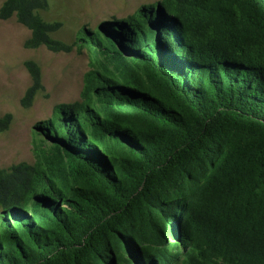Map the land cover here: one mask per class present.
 <instances>
[{
  "label": "trees",
  "instance_id": "1",
  "mask_svg": "<svg viewBox=\"0 0 264 264\" xmlns=\"http://www.w3.org/2000/svg\"><path fill=\"white\" fill-rule=\"evenodd\" d=\"M48 0L0 19L53 37ZM82 27L80 99L0 167V264H264V0H153ZM22 104L44 88L34 60ZM12 114L0 117V133Z\"/></svg>",
  "mask_w": 264,
  "mask_h": 264
},
{
  "label": "rangeland",
  "instance_id": "2",
  "mask_svg": "<svg viewBox=\"0 0 264 264\" xmlns=\"http://www.w3.org/2000/svg\"><path fill=\"white\" fill-rule=\"evenodd\" d=\"M4 0H0V6ZM42 11L48 21H61L53 37L73 45L71 51H52L47 46L25 47L31 30L16 16L0 19V117L12 114L10 127L0 133V167L37 160L33 132L40 136L37 123L48 119L58 103L80 99L84 74L91 68L92 52L78 49L74 42L80 28L94 29L98 22L112 21L133 14L137 7L153 0H48ZM34 60L41 69L44 88L30 106L22 104L33 78L26 66ZM2 208L0 207V211Z\"/></svg>",
  "mask_w": 264,
  "mask_h": 264
}]
</instances>
